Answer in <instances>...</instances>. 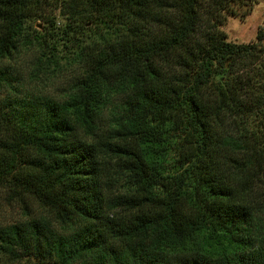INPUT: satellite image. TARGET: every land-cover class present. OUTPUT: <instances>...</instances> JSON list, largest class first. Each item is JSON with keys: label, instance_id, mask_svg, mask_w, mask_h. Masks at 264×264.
Instances as JSON below:
<instances>
[{"label": "trees", "instance_id": "16d2710c", "mask_svg": "<svg viewBox=\"0 0 264 264\" xmlns=\"http://www.w3.org/2000/svg\"><path fill=\"white\" fill-rule=\"evenodd\" d=\"M257 1L0 0L1 264H264Z\"/></svg>", "mask_w": 264, "mask_h": 264}, {"label": "rangeland", "instance_id": "374dc122", "mask_svg": "<svg viewBox=\"0 0 264 264\" xmlns=\"http://www.w3.org/2000/svg\"><path fill=\"white\" fill-rule=\"evenodd\" d=\"M241 12H244L241 9ZM264 24V0H258L256 4H253L249 14L242 20L239 17H229L225 25L222 27L224 33H226L229 41L238 44H247L255 40L258 29ZM37 30H42L40 22L35 23ZM67 76L63 77L59 82L58 80L47 91L48 94L54 98H58L62 92ZM66 85V84H65ZM23 204L19 201H13L11 195L0 190V225L10 224L15 221H23L27 218V212L23 208L28 209V213L34 216L37 213V206L28 200H25ZM1 264V263H0Z\"/></svg>", "mask_w": 264, "mask_h": 264}]
</instances>
